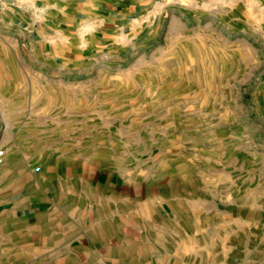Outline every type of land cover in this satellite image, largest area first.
<instances>
[{"label": "rangeland", "instance_id": "rangeland-1", "mask_svg": "<svg viewBox=\"0 0 264 264\" xmlns=\"http://www.w3.org/2000/svg\"><path fill=\"white\" fill-rule=\"evenodd\" d=\"M181 3L156 36L93 72L41 74L9 59L20 72L17 88L0 89V264H54L55 228L82 227L60 204L59 182L87 176L98 187L83 179L85 208L108 193L121 201L141 192L147 215L157 201L165 241L264 264V41L231 8ZM22 4L2 15L29 33L2 29L3 48L33 33L14 20L28 11ZM80 165L81 176L65 173Z\"/></svg>", "mask_w": 264, "mask_h": 264}, {"label": "crops", "instance_id": "crops-1", "mask_svg": "<svg viewBox=\"0 0 264 264\" xmlns=\"http://www.w3.org/2000/svg\"><path fill=\"white\" fill-rule=\"evenodd\" d=\"M181 2H187L189 9L231 8L237 21L251 26L253 40L264 41V0H27L22 6L28 11L17 13L14 20L32 24L33 33L22 38L25 42L21 44V38L9 39L12 50L0 45V89L19 86L20 65L12 60L20 57L34 72L49 70L65 77L93 72L103 60L120 62L139 43L156 36L170 10L183 8ZM262 100L264 104V90ZM86 167L75 166L77 172H73V166H67L65 173L81 176L78 170L83 173ZM84 178L87 184L98 187L96 178ZM84 178L59 182L65 189L60 204L76 210L82 227L55 228L58 240L47 246L59 249L54 264H245L238 258L196 256L195 240L165 241L163 214L156 212L157 201H152L147 215L149 200L141 192L138 199L129 193L121 201L110 193L104 198L92 195L95 199H90L92 204L87 202L86 209L83 196H87L81 190ZM74 185L80 187L74 197H68ZM148 222L153 228H148ZM147 233H153V238L144 242Z\"/></svg>", "mask_w": 264, "mask_h": 264}, {"label": "built area", "instance_id": "built-area-1", "mask_svg": "<svg viewBox=\"0 0 264 264\" xmlns=\"http://www.w3.org/2000/svg\"><path fill=\"white\" fill-rule=\"evenodd\" d=\"M27 0H0V37L2 38V29L10 30L11 34L18 35V33H29V29L26 25L14 24L13 22L5 21L3 15L7 12L11 7L16 10H23L20 3H25ZM24 34V33H23Z\"/></svg>", "mask_w": 264, "mask_h": 264}]
</instances>
